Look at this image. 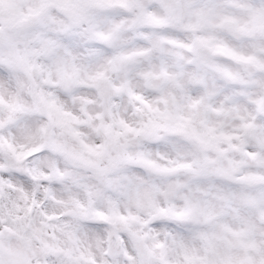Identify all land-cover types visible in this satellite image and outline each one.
<instances>
[{"label": "snow or ice", "instance_id": "1", "mask_svg": "<svg viewBox=\"0 0 264 264\" xmlns=\"http://www.w3.org/2000/svg\"><path fill=\"white\" fill-rule=\"evenodd\" d=\"M0 264H264V0H0Z\"/></svg>", "mask_w": 264, "mask_h": 264}]
</instances>
